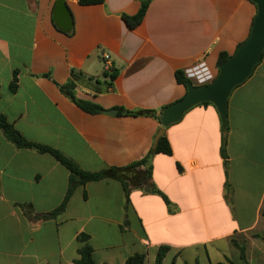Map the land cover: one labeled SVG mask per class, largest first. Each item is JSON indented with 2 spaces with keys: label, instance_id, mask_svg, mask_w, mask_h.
Wrapping results in <instances>:
<instances>
[{
  "label": "crops",
  "instance_id": "0c3cea01",
  "mask_svg": "<svg viewBox=\"0 0 264 264\" xmlns=\"http://www.w3.org/2000/svg\"><path fill=\"white\" fill-rule=\"evenodd\" d=\"M57 1L0 0V115L27 141L90 173L144 159L162 128L117 108L160 115L187 93L179 70L195 86L212 83L219 55L235 54L257 14L250 0H152L130 29L122 15H136L145 0L87 7L65 0L73 27L63 32L53 20ZM106 64L118 71L111 85ZM72 70L76 97L102 113L85 112L61 91ZM227 128L223 156L219 112L194 107L166 128L172 154L152 159L160 194L132 189L127 209L120 182H90L76 188L61 217L41 222L22 206L38 215L57 209L70 172L0 130V264H77L83 234L97 264H126L136 254L156 264L161 247L169 248L163 264H264V54L231 95Z\"/></svg>",
  "mask_w": 264,
  "mask_h": 264
},
{
  "label": "trees",
  "instance_id": "16d2710c",
  "mask_svg": "<svg viewBox=\"0 0 264 264\" xmlns=\"http://www.w3.org/2000/svg\"><path fill=\"white\" fill-rule=\"evenodd\" d=\"M104 2L105 0H79V4L85 7L101 5ZM151 2L152 0H145L141 4V7L136 15L133 16H129L126 14L122 15L124 21L126 22L127 26L130 29H136L143 23ZM230 57L231 56H229L227 53H221L219 55L217 62L218 69ZM117 73L118 71L112 69L110 70L109 73L105 74L106 77L110 78L109 85H111L112 81H114L117 78L118 75ZM71 77H72L71 80L67 84L60 87L61 91L85 112L90 114L102 113L104 109L101 106L95 104L92 101L79 99L76 97L75 88L79 76L75 73L74 70H72ZM175 79L177 84L184 86L186 89L188 84L192 83L185 76L184 72L180 70L175 73ZM15 89H16V82L14 81L13 84L11 85V90L15 91ZM205 104L210 105L209 103H205ZM117 111H118V115L120 116L123 115L134 116V117L150 116L157 119L161 124L160 115H158L154 111H146V110L128 111L124 108H117ZM0 130L3 131L5 137L11 143H13L17 148L32 149L42 154L48 153L52 155L57 161H59L63 166H65L70 172V185L68 191L66 193L63 202L57 209L45 215H38L35 213L33 214V210H31V206H22L25 216L29 218V220H35L37 222H41L48 219L57 220L59 217H61L67 211L69 201L73 196L76 188L79 186H85L90 182H97L102 180H115L120 182L125 192V199H126L125 205L127 209L129 208L130 205V192L132 189H141V190H145L146 192L160 194V192L152 184V170H153L152 159L157 154H165V155L172 154L171 144L167 136L164 135L159 139V141L156 144H154L153 148L150 150L149 154L144 159L134 162L126 167H109L101 172L90 173L80 169V167L75 162L68 159L61 152L49 148L47 146L38 145L27 141L2 115H0ZM223 132L225 134V137L223 138L222 153L223 156H226L225 147L227 142L226 133L228 132V128L224 129ZM84 197L86 198V194L84 195ZM262 214L264 215V211ZM89 239L90 237L86 234H83L78 237V241L81 243H85V245L82 246L78 251L79 259L75 261L77 264H97L93 258V248L89 244ZM236 246L241 252L242 259L246 261L245 248L239 245ZM168 252H169V248L161 247L159 249L156 258V264H163V261ZM145 260L146 258L144 255L136 254L128 258L126 264H144ZM217 264H234V263L231 262L230 260H227V262L225 263H217Z\"/></svg>",
  "mask_w": 264,
  "mask_h": 264
},
{
  "label": "water",
  "instance_id": "95a60500",
  "mask_svg": "<svg viewBox=\"0 0 264 264\" xmlns=\"http://www.w3.org/2000/svg\"><path fill=\"white\" fill-rule=\"evenodd\" d=\"M250 1L256 5L257 14L248 39L220 66L218 75L212 83L205 86L188 84L185 97L161 112L162 128L156 136L155 144L165 135L166 128L181 121L194 107L205 103L216 107L223 129L227 128L231 95L253 75L257 66L262 63L264 54V0ZM53 20L63 32L72 30V16L65 0L57 1ZM106 113L116 115L117 112L111 110Z\"/></svg>",
  "mask_w": 264,
  "mask_h": 264
},
{
  "label": "built area",
  "instance_id": "2783aa9c",
  "mask_svg": "<svg viewBox=\"0 0 264 264\" xmlns=\"http://www.w3.org/2000/svg\"><path fill=\"white\" fill-rule=\"evenodd\" d=\"M104 58H105L106 61L109 59L108 56H105ZM106 69H107V71L110 70V65L109 64H106Z\"/></svg>",
  "mask_w": 264,
  "mask_h": 264
}]
</instances>
